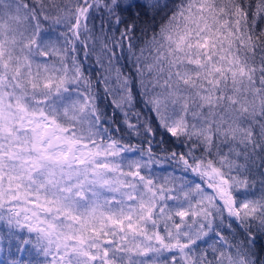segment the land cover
<instances>
[{"label":"snow or ice","instance_id":"1","mask_svg":"<svg viewBox=\"0 0 264 264\" xmlns=\"http://www.w3.org/2000/svg\"><path fill=\"white\" fill-rule=\"evenodd\" d=\"M0 264H264V0H0Z\"/></svg>","mask_w":264,"mask_h":264}]
</instances>
